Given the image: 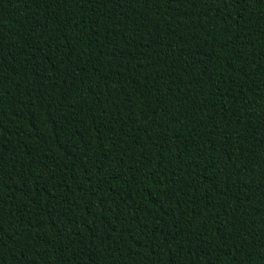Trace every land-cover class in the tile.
Wrapping results in <instances>:
<instances>
[{
    "label": "trees",
    "instance_id": "trees-1",
    "mask_svg": "<svg viewBox=\"0 0 264 264\" xmlns=\"http://www.w3.org/2000/svg\"><path fill=\"white\" fill-rule=\"evenodd\" d=\"M0 264H264V0H0Z\"/></svg>",
    "mask_w": 264,
    "mask_h": 264
}]
</instances>
